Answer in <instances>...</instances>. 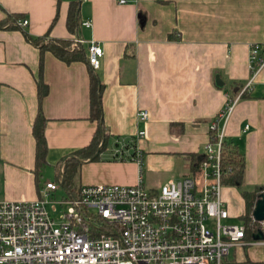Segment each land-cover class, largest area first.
Segmentation results:
<instances>
[{"label":"crops","instance_id":"obj_1","mask_svg":"<svg viewBox=\"0 0 264 264\" xmlns=\"http://www.w3.org/2000/svg\"><path fill=\"white\" fill-rule=\"evenodd\" d=\"M73 1L0 0V20L19 15L27 21L0 29V202L42 198L45 185L57 182H41V169L55 170L88 147L98 130L90 119L88 63L65 64L49 52L41 56L25 34L71 40L72 46L77 36L104 53L92 69L103 86L106 138L97 159L82 164L79 187L133 186L141 172L144 187L158 190L191 174L192 157L203 155L210 125L229 99L243 93L225 124L227 144L244 159L243 178L240 186L224 185L222 200L230 216L238 207L244 213L237 187H264V67L255 74L250 67L253 45L263 47L264 57V0H79V25L70 34L66 20ZM40 60L48 87L40 107L47 154L37 169L32 125L39 110ZM140 111L148 113L146 122L138 119ZM133 141L141 167L126 157L134 153ZM122 148L125 156L116 157ZM246 259L263 261H237Z\"/></svg>","mask_w":264,"mask_h":264},{"label":"built area","instance_id":"obj_2","mask_svg":"<svg viewBox=\"0 0 264 264\" xmlns=\"http://www.w3.org/2000/svg\"><path fill=\"white\" fill-rule=\"evenodd\" d=\"M84 45L87 63L95 68L103 50L94 41L73 38L74 48ZM262 48L250 49L252 74L264 67ZM242 95L229 99L210 125L213 136L191 174L158 190L146 189L140 172L136 185H84L59 202L51 199L58 190L55 183H47L38 200L0 202V264H225L231 250L264 247V240H247L246 225L223 224L231 219L222 200L229 172L222 161L225 124ZM138 119L146 122L148 113L140 111ZM144 134L138 132L135 140ZM134 141L130 159L141 167L142 153ZM122 150L116 157L123 156ZM48 204L67 207L60 222L48 213Z\"/></svg>","mask_w":264,"mask_h":264},{"label":"trees","instance_id":"obj_3","mask_svg":"<svg viewBox=\"0 0 264 264\" xmlns=\"http://www.w3.org/2000/svg\"><path fill=\"white\" fill-rule=\"evenodd\" d=\"M79 0L73 1L70 4L68 16L66 20V26L70 34H76L79 25ZM22 18L19 15H8L6 18L0 20V29L14 30L17 29L18 21ZM26 40L37 48L42 56L45 52L51 53L56 59L62 61L65 64H71L73 62H87L86 51L82 48L70 49L72 46L71 40H59V39H45V38H32L25 34ZM89 66V65H88ZM90 67V66H89ZM42 61L40 60V74L36 81L37 87V101H38V114L32 125V135L35 140V164L36 168L40 169L46 163L45 158L47 154V145L44 138V125L45 119L41 114L40 107L42 100L46 97L48 87L44 84L41 78ZM89 107H90V119L96 121L99 124L98 130L94 135L90 145L84 149H80L70 157H68L63 163L56 166V182L66 190L69 196L77 194L79 188L76 189L75 179L79 177L80 168L86 161H95L98 153L105 146V135L102 126V107L101 96L103 86L101 85L97 75L93 69H89ZM210 136H213L210 134ZM223 167L226 171H229L225 176L223 182L224 185L240 186L243 178L244 159L235 149H233L227 142H225L223 149ZM201 158L192 157V168L194 169ZM264 193V187H257L253 191H243L241 198L244 202L245 210L240 217L247 225V240L252 241V236L259 229H251L253 223H256L252 218V212L256 201L259 196ZM233 261H227L225 264H232ZM251 264H259L250 261Z\"/></svg>","mask_w":264,"mask_h":264},{"label":"rangeland","instance_id":"obj_4","mask_svg":"<svg viewBox=\"0 0 264 264\" xmlns=\"http://www.w3.org/2000/svg\"><path fill=\"white\" fill-rule=\"evenodd\" d=\"M79 47L74 48L73 46H71L70 49H78ZM110 147H113L112 145H110ZM121 145L118 147L120 148ZM117 148H115L116 150ZM114 150V151H115ZM123 154L126 151V149H123ZM116 154V152L114 153V155ZM125 156V154H124ZM131 155L126 156L128 157V159L130 158ZM179 167L182 166V162L178 163ZM56 171L48 166H44L41 169L40 172V181L44 182L46 180H51L53 181L55 179V175ZM182 174H184V170H182V172L178 175H175L173 178H178L180 177ZM185 174H187V172H185ZM190 175V174H189ZM187 176V175H183L182 177ZM181 177V178H182ZM58 185V189L55 193V195L51 198L54 201H61L62 199L68 198V193L66 192V190L61 186L60 183H57ZM75 186L76 189L79 188V183H78V179H75ZM239 192L244 191L243 187H237ZM66 206L60 207L59 205H55L54 208H52L51 204H48L46 206V210L48 211V213L55 219L56 222H60V217L63 215V212L66 211ZM236 215L231 216V219L224 221L223 224L229 225V226H238V227H242L243 225H246L244 220L242 218H240V216L243 215V210L241 209V207L237 208V213H235ZM247 226V225H246ZM263 227V225H261L260 223H253V225L251 226V229H261ZM245 256H248V258H250L251 260H259V259H263L264 256V249L260 248V247H256V246H250L247 248H243V249H236L231 250L230 255L228 256V260L229 261H233L235 260L234 263L232 264H251L250 260L246 259L244 261H237V260H242L245 259ZM224 264V263H223Z\"/></svg>","mask_w":264,"mask_h":264},{"label":"water","instance_id":"obj_5","mask_svg":"<svg viewBox=\"0 0 264 264\" xmlns=\"http://www.w3.org/2000/svg\"><path fill=\"white\" fill-rule=\"evenodd\" d=\"M217 84L222 86L218 78H217ZM252 218L257 223H264V193L259 196L258 200L255 203L252 212ZM252 240L255 242L263 241L264 240L263 231H261L260 229L257 230V232L252 236Z\"/></svg>","mask_w":264,"mask_h":264}]
</instances>
